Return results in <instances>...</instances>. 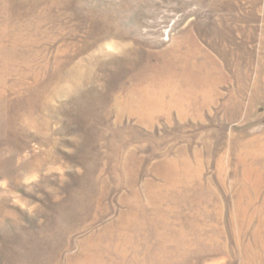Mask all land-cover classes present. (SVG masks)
<instances>
[{"label":"rangeland","instance_id":"obj_1","mask_svg":"<svg viewBox=\"0 0 264 264\" xmlns=\"http://www.w3.org/2000/svg\"><path fill=\"white\" fill-rule=\"evenodd\" d=\"M0 264H264V0H0Z\"/></svg>","mask_w":264,"mask_h":264},{"label":"bare ground","instance_id":"obj_2","mask_svg":"<svg viewBox=\"0 0 264 264\" xmlns=\"http://www.w3.org/2000/svg\"><path fill=\"white\" fill-rule=\"evenodd\" d=\"M188 70V69H187ZM187 70H185V74L187 73V75H183V76H180L177 80H176V84L177 85H181L182 83H183V85H184V82L185 83H187V86L188 85H191L192 84V82H190V81H192V79H191V77H192V73H196L197 71H195V70H190L189 72H187ZM154 80V81H153ZM159 80H158V76H154V77H152L151 78V80H149V82H148V84L149 85H155V83L156 82H158ZM219 81V76L218 77H216V78H214V76L213 75H211V83H213V90H216V86H217V82ZM159 83V82H158ZM149 88L148 89H146V88H144V89H142V91H141V96H140V98H139V100H138V102H140L141 100H143V98L145 97V96H147V94H149ZM149 97V96H148ZM144 101H145V99H144Z\"/></svg>","mask_w":264,"mask_h":264}]
</instances>
